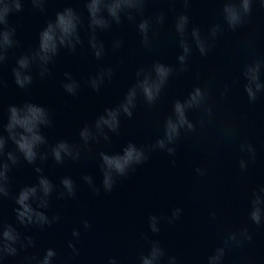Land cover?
Instances as JSON below:
<instances>
[{
  "label": "water",
  "instance_id": "95a60500",
  "mask_svg": "<svg viewBox=\"0 0 264 264\" xmlns=\"http://www.w3.org/2000/svg\"><path fill=\"white\" fill-rule=\"evenodd\" d=\"M68 6L83 14L84 26L80 30L83 45H78L74 53L62 49L49 65L50 74L43 79L38 75L39 69L33 66V83L20 89L11 71L15 58L35 48L47 20ZM45 8V12L33 10L26 2L21 13L10 17L20 46L11 49L8 61L0 66V78L6 82L0 89V119L7 121L9 104L32 101L43 105L53 120L52 126L44 129L50 144L65 139L82 145L80 129L85 123L93 125L106 107L120 103L135 83L138 68L157 60L179 65L177 57L182 50L174 28L179 13L186 12L189 16V31L193 26L199 27L203 35H208L213 24L223 23L221 0H191L187 9L181 0L174 3L150 0L145 17L161 11L165 14V23L156 29L151 47L141 43L135 23L124 20L121 25L114 24L109 30L98 32L106 54L97 60L87 42V11L83 0H48ZM140 18L137 16V22ZM115 40L122 41L120 48H113ZM211 42L212 47L204 56L193 45L187 70L169 78L156 104L148 105L142 96L138 97L133 116L121 115L119 132H109L110 141L90 142V150L82 149L80 159H69L64 164H56L49 156L43 165L44 174L58 188L64 176H71L77 185L76 198L57 199L53 193L47 211L49 216L59 214L58 222L44 230L34 226L24 228L17 224L14 199L3 200L0 214L4 220L36 241V248L29 249L27 254L42 255L45 249L53 247L57 251L54 264H107L109 257H116L119 264H139L140 254L148 248L144 240L146 233L150 239L160 241L167 255L176 256L178 264H206V257L228 232L248 227L252 241L229 252L225 264H264V226L254 225L247 216L253 190L264 185V94L254 103L249 102L241 76L244 64L264 59V7L255 3L249 23L235 31L226 29ZM109 66L113 77L110 81L106 79L98 92L85 83L101 67ZM65 72L80 83L75 96L62 87ZM197 85H210V103L215 113L212 125L205 129L197 126L196 132L182 134L174 156L159 149L149 151L148 160L136 165L135 171L126 177H120L110 193L101 189L99 195H94L81 177L92 175L100 185L99 153L121 152L129 141L146 148L153 144L163 135L164 120L171 113L173 101L184 99ZM225 85L228 93L221 99L219 93ZM198 116V111L189 112V118L194 121ZM243 141L251 142L256 148V158L249 160L246 170L239 166L242 155L239 144ZM196 167L205 168L206 174L197 175ZM37 175L34 165L22 163L13 167L10 191L15 194L23 185L35 183ZM176 207L182 209L179 219L171 224L162 220L160 232L151 233L148 217L168 216ZM213 211L215 218L211 216ZM83 220H88L89 229L83 228ZM73 229L80 230L79 242L72 236ZM69 241L76 243L79 255L72 253ZM24 255L22 252L20 257H10L0 264H22Z\"/></svg>",
  "mask_w": 264,
  "mask_h": 264
},
{
  "label": "clouds",
  "instance_id": "9594fccd",
  "mask_svg": "<svg viewBox=\"0 0 264 264\" xmlns=\"http://www.w3.org/2000/svg\"><path fill=\"white\" fill-rule=\"evenodd\" d=\"M30 3L33 10L45 12L48 0H0V66L9 59V51L20 46L16 38V27L11 23L10 17L21 13L24 4ZM174 3L175 0H170ZM185 9L191 0H181ZM87 11V34L88 45L97 60L102 59L105 54V45L99 39L98 32L107 31L112 26L121 25L124 20L135 23L141 36V43L150 48L152 38L156 35V29L165 23L163 11L152 16L145 17V7L150 0H83ZM223 23L213 24L208 30V35H203L199 27L193 26L189 31V16L181 12L175 17L174 28L179 36V47L181 53L178 55V66H172L160 62H153L147 67L137 69L135 83L130 86L124 98L115 107H106L97 116L93 125L85 123L79 131L83 144L70 143L68 140L60 139L50 144L44 129L53 124L50 111L45 106L25 101L22 104H9L7 106V121L0 119V204L5 198L14 199L17 207L13 209L18 225L28 228L38 227L44 230L60 220L59 214L49 216L48 209L53 197L57 199L76 198L77 185L71 176L60 179V187L46 175L43 165L51 156L56 164H64L66 160L76 161L80 159L81 151L90 150V142L99 143L101 139L110 141L109 132L118 133L121 124V115L131 118L133 109L137 105L138 97L142 96L148 105H154L159 100L164 86L169 78L178 72L187 70V61L193 52V45L199 53L204 56L212 47V42L218 33L223 31H235L238 27L249 23L253 11V5L260 3L264 7V0H221ZM137 16L141 17L137 22ZM84 26L83 14L75 8L68 6L56 11L53 19L46 22L38 37L35 48L15 58V66L12 67L14 82L20 89H26L33 83V66L39 69L38 75L41 79L50 74L49 65L55 62V58L61 50L74 53L78 45H83L81 28ZM151 32V36H150ZM122 46L121 40L113 42V48ZM264 59H253L244 64L241 70L243 78V90L249 102L254 103L261 94H264ZM65 80L62 82L63 89L70 95H77L80 83L71 73H64ZM113 69L101 67L99 71L90 76L85 83L93 90L99 91L105 80H111ZM198 78V77H197ZM6 86V82L0 78V89ZM228 93V86L219 93L224 99ZM210 85L201 87L194 86L184 99H175L172 103L171 113L166 117L163 124V135L155 140L147 148L129 141L121 152L109 154L100 152L101 163L99 165L102 180L98 186L92 175H83L81 179L88 185L94 195H99L101 189L110 193L120 177H126L130 171H135L136 165H141L149 158V151L159 149L169 155L176 154V143L181 135L185 136L200 129L208 128L215 118L213 104L210 103ZM198 111L199 116L194 121L189 118V112ZM107 129V131H106ZM229 138L231 129H228ZM13 147H9V145ZM241 158L239 166L246 170L249 160L256 158V148L248 141L239 144ZM39 160V163L37 161ZM22 163L34 165V171L38 174L36 182L23 185L19 191L13 194L11 188L10 173L13 167ZM195 172L199 176L206 174V169L196 167ZM182 209L173 208L168 216L152 214L148 217V228L151 233L160 232V223L167 220L173 223L179 219ZM213 218L216 213H211ZM247 216L256 226H264V185L254 189L249 201ZM83 228L89 229L91 225L88 220L82 221ZM72 236L79 242L80 230L73 229ZM253 234L248 227H242L237 231L228 232L211 253L206 257V264H225V258L233 249H240L246 243L251 242ZM144 240L148 243L146 252L139 256V264H178L177 257L167 255L159 240L150 239L145 233ZM72 253L79 255V249L73 241L68 242ZM36 248L33 236L23 234L16 226L4 220L0 214V262L11 258L23 256L22 264H54L57 251L53 247L44 250L43 254L31 253L29 249ZM166 258V259H165ZM107 264H119L116 257H109Z\"/></svg>",
  "mask_w": 264,
  "mask_h": 264
}]
</instances>
